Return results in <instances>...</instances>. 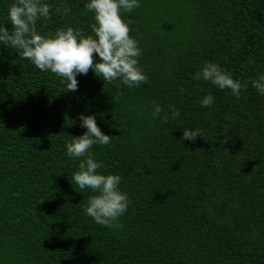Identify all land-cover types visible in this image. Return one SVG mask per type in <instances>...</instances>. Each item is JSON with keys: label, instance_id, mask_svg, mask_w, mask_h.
<instances>
[{"label": "trees", "instance_id": "obj_1", "mask_svg": "<svg viewBox=\"0 0 264 264\" xmlns=\"http://www.w3.org/2000/svg\"><path fill=\"white\" fill-rule=\"evenodd\" d=\"M14 2L0 0L9 29ZM44 2L42 35L92 34L88 0ZM139 4L121 13L148 77L138 87L89 70L77 91H63L61 78L0 44V264H264V94L251 83L264 74V0ZM64 5L67 15L56 11ZM207 62L248 83L239 98L197 78ZM153 102L164 109L157 117ZM80 114L112 137L91 151L131 200L120 227L89 217L93 193L72 181L80 160L66 144L86 131ZM185 128L202 137L181 139Z\"/></svg>", "mask_w": 264, "mask_h": 264}, {"label": "clouds", "instance_id": "obj_2", "mask_svg": "<svg viewBox=\"0 0 264 264\" xmlns=\"http://www.w3.org/2000/svg\"><path fill=\"white\" fill-rule=\"evenodd\" d=\"M139 0H88L85 8L94 13L95 22L90 25L92 34L85 35L79 28L71 26L57 28L54 33L42 35L37 30V21L47 20L50 8L44 0H15L7 12L11 28L0 23V44L16 50L21 59H27L42 72L51 71L64 83L63 91L78 90L77 75H86L92 70L103 82L112 83L120 80L129 88L138 87L148 82L139 57L142 51L139 41L131 37L132 20L122 18V12H131L139 8ZM67 15L71 9L67 5L57 8ZM100 57L97 61L93 54ZM211 81L220 89L228 88L239 98L241 89L248 83L233 79L232 74L217 63L207 62L197 78ZM260 94H264V74L251 81ZM181 91H187L181 89ZM214 103L211 94L205 96L201 104L210 107ZM172 118L180 115L175 105L168 106ZM164 109L153 102L152 116L157 117ZM81 126L86 131L73 136L66 144L69 158L79 159L78 170L72 174V181L81 190L90 189L93 194L88 197L84 212L103 226L120 227L118 221L128 210L131 200L120 188L121 176L118 174H101L103 163L98 162L91 151L93 145H108L112 137L106 135L96 123L95 115L79 116ZM168 116L163 117L167 123ZM202 137L199 128H185L181 139L195 141Z\"/></svg>", "mask_w": 264, "mask_h": 264}]
</instances>
